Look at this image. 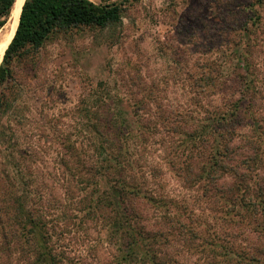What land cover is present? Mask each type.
Segmentation results:
<instances>
[{"label":"rangeland","instance_id":"rangeland-1","mask_svg":"<svg viewBox=\"0 0 264 264\" xmlns=\"http://www.w3.org/2000/svg\"><path fill=\"white\" fill-rule=\"evenodd\" d=\"M112 1L122 6L118 23L61 31L38 52L11 64L12 107L0 116V264H29L33 258V239L21 240L17 223L31 212L47 224L56 264H114L117 247L108 232L113 213L104 205L94 213L86 210V196L92 197V190L83 187L88 171L72 166L75 152L65 147L81 145V158L88 164L93 150L88 135H95L91 127L108 135L103 125H108L111 112H123L128 131L137 127L135 112L155 130L128 140L130 149L137 146L145 170L155 164L165 172V187L155 191L164 193L169 212L184 223H198L209 213L185 188L184 170L171 167L172 159L177 165L182 149L185 156L189 147L175 152L168 139L179 143L186 127L211 122L208 110L223 106V98L237 96L236 74L243 71L239 55L252 50L248 31L259 34L254 42L263 47L252 55L264 64V0ZM210 76L213 83L202 85ZM175 122L186 126L174 137L159 132ZM79 129L86 133L81 130L77 137ZM137 144L146 148L138 152ZM134 174H141L139 168ZM136 202L141 207V200ZM146 207L139 222L150 229L165 222L160 220L164 209ZM169 238L162 250L172 255L169 264L207 260L206 253L204 258L176 234ZM236 244V250L254 254L264 264V234Z\"/></svg>","mask_w":264,"mask_h":264},{"label":"trees","instance_id":"trees-1","mask_svg":"<svg viewBox=\"0 0 264 264\" xmlns=\"http://www.w3.org/2000/svg\"><path fill=\"white\" fill-rule=\"evenodd\" d=\"M15 1L0 0V30L7 22ZM121 16L122 6L118 1L25 0L15 34L0 64V116L12 107L9 100L10 82L13 80L11 64L15 59L38 52L61 31L83 26L105 28L118 23ZM254 32L249 34L248 31L252 50L249 47L239 55L243 71L236 74L239 84L237 96L223 98V106L208 110L211 122L205 120L200 126L186 127L189 129L181 132L184 135L179 143L173 138L162 137L168 139L170 150L175 152L182 146L189 147L185 156L182 149V158L177 165L172 159L171 167L177 171L184 170L185 188L195 197V202L204 207V211L209 209L198 223L195 220L179 222L180 219L169 212L168 199L164 193L158 195L155 191V187H165L162 180L165 172L155 164L145 170L144 162L136 156L137 146L130 149L128 138L139 134L152 135L155 131L145 124L143 114L135 112L137 127L133 126L132 131L125 127V116L121 110L111 112L108 119L114 122L113 125L109 121L108 125H103L109 136L101 134L97 126H92L95 138L88 135L92 137L88 146L93 149L92 160L88 164L81 158L84 149L81 145H65L75 152L72 166L75 164L80 170L88 171L83 187L92 190V197L87 199L86 196V210L94 213L96 206L104 205L109 213H113L114 217L110 216L108 221V232L109 241L117 247L114 264H169L172 255L162 250L172 241L169 237L174 234L196 248L204 258L206 253L208 258L203 264H223L224 261L260 264L254 254L236 250L238 239L249 240L253 234H264V64L252 55L254 50L256 52L263 47L254 42L259 35ZM208 83H213L211 76L202 85ZM164 115L170 118L169 113L164 112ZM175 123L167 128L163 125L159 132L174 137L186 126L185 123ZM81 130H78L77 137ZM142 147L146 148V145H138V152ZM135 168L141 171L139 176H135ZM136 199L141 200V207L137 206ZM146 206L164 209L165 216L162 213L160 220L165 222L158 228L150 229L139 222L142 219L138 216L142 213L141 208L144 212ZM19 208L26 211L22 205ZM209 217L214 221L208 222ZM19 219L20 239L25 238L27 242L33 239L31 254L34 256L29 264H56L48 240L51 234L45 228L47 224L43 218L31 212L23 220Z\"/></svg>","mask_w":264,"mask_h":264},{"label":"bare ground","instance_id":"bare-ground-1","mask_svg":"<svg viewBox=\"0 0 264 264\" xmlns=\"http://www.w3.org/2000/svg\"><path fill=\"white\" fill-rule=\"evenodd\" d=\"M25 0H16L14 5H13V10H14V20L12 24L8 23L7 29L4 30L5 32L2 34V38H0V59L3 54L4 49L8 46L16 28L18 25L19 21V15L21 12L22 5Z\"/></svg>","mask_w":264,"mask_h":264},{"label":"water","instance_id":"water-1","mask_svg":"<svg viewBox=\"0 0 264 264\" xmlns=\"http://www.w3.org/2000/svg\"><path fill=\"white\" fill-rule=\"evenodd\" d=\"M25 2V1H24ZM24 4V3H23ZM22 7H23V5H22ZM21 10H22V8H21ZM21 13V12H20ZM15 15H14V10H13V8H12V10H11V13H10V15H9V17H8V19H7V22L5 23V25L2 27V28H4L5 26H7V24L8 23H10V24H12V22H13V20H14V17ZM19 18H20V15H19ZM18 23H19V21H18ZM2 28H1V30H2ZM16 31V30H15ZM14 34H15V32H14ZM14 34H13V36H14ZM13 36H12V38H13ZM12 38H11V40H12ZM10 40V41H11ZM10 43V42H9ZM8 47V46H7ZM6 47V48H7ZM6 48L4 49V51H3V54H2V56H1V59H0V64H1V62L3 61V57H4V53H5V50H6Z\"/></svg>","mask_w":264,"mask_h":264}]
</instances>
